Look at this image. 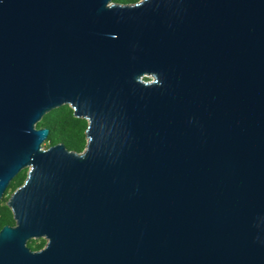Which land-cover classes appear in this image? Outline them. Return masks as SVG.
Listing matches in <instances>:
<instances>
[{
	"label": "water",
	"instance_id": "obj_1",
	"mask_svg": "<svg viewBox=\"0 0 264 264\" xmlns=\"http://www.w3.org/2000/svg\"><path fill=\"white\" fill-rule=\"evenodd\" d=\"M24 169L0 264H264V0H0V199Z\"/></svg>",
	"mask_w": 264,
	"mask_h": 264
},
{
	"label": "trees",
	"instance_id": "obj_2",
	"mask_svg": "<svg viewBox=\"0 0 264 264\" xmlns=\"http://www.w3.org/2000/svg\"><path fill=\"white\" fill-rule=\"evenodd\" d=\"M141 0H112L113 3L131 5ZM150 78H145L149 80ZM37 128H48L49 135L43 146H50L63 143L68 150L82 153L88 142L87 128L88 122L85 119L78 118L74 115L73 109L64 105L47 113L37 124ZM28 176V169L22 170L10 183L5 192L3 199H0V231L4 226L15 225L13 212L7 205L11 195L24 184ZM45 239H33L28 242V246L34 250H41L45 247Z\"/></svg>",
	"mask_w": 264,
	"mask_h": 264
}]
</instances>
